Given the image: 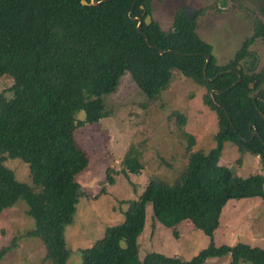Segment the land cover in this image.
<instances>
[{"label":"trees","instance_id":"1","mask_svg":"<svg viewBox=\"0 0 264 264\" xmlns=\"http://www.w3.org/2000/svg\"><path fill=\"white\" fill-rule=\"evenodd\" d=\"M132 2L108 0L95 6L81 0H0V79H12L0 90V215L19 200L25 202L26 213L34 220L27 236L41 241L50 264H67L75 250L67 246L65 228L73 222L79 198L87 195L75 176L89 163L75 130L108 115L103 96L117 89L126 72L151 104L169 86L172 71H177L206 89L203 103L217 119L215 146L209 151L193 150L195 139L184 132L188 154L178 179L165 182L151 177L137 198L126 201L121 223L76 250L81 264H203L223 256H229V264H264V248L242 242L215 245L210 241L186 261L159 252L139 257L137 238L145 225L147 204L160 224L176 227L188 220L212 239L228 200L259 197L264 201L262 174L242 176L219 163L226 142L240 157L252 154L264 159V143L257 136L244 140L250 138L252 123L264 141V119L252 100L253 93L264 98V89H258L263 81L250 75L253 61L241 60L253 39L264 35V26H257L252 38L242 42L232 63L219 66L212 57L208 78L228 72L208 81L201 54H211L210 47L197 34L193 19L180 10L170 29L153 20L142 24L140 32L128 15ZM152 3L136 0L132 15H140V5L151 12ZM158 49L200 54H160ZM235 71L242 78L230 87L238 79ZM259 74L264 79V71ZM212 90L224 91L213 99ZM256 104L264 114V102ZM168 117L180 128L186 121L177 111ZM139 155L134 148L125 154L120 161L124 174L140 173ZM6 156L28 165L30 184L16 179L4 164ZM113 171L106 168L109 183L114 182ZM14 244L15 240L0 249V260Z\"/></svg>","mask_w":264,"mask_h":264},{"label":"rangeland","instance_id":"2","mask_svg":"<svg viewBox=\"0 0 264 264\" xmlns=\"http://www.w3.org/2000/svg\"><path fill=\"white\" fill-rule=\"evenodd\" d=\"M187 5L198 9L193 19L196 32L210 47L216 64L232 63L243 41L250 38L257 21H264V0H154L153 17L163 29H170L175 14ZM183 8V9H182ZM259 55L258 69L264 67V42L249 46ZM248 48V49H249ZM12 79H0V90ZM206 89L191 79L172 71L170 84L149 104L131 75L123 74L117 89L103 96L108 115L98 122L78 127L75 137L86 152L89 163L75 176L85 197L79 198L73 222L65 228L68 248L75 250L67 264H81L78 248L90 246L104 236L107 227L124 219L127 200L138 197L151 177L174 182L182 172L188 151L184 132L195 139L193 150L209 151L215 146L217 119L204 103ZM184 115L185 124L178 127L168 117L172 112ZM80 113V112H79ZM140 152V173L121 171V160L129 149ZM219 163L235 168L239 175L262 174L264 159L259 155L240 157L237 149L223 144ZM4 164L17 180L30 184L28 165L6 156ZM114 169L113 183L106 180V168ZM19 200L0 215V249L14 246L0 264H50L44 259V247L26 232L34 227ZM178 232V233H177ZM212 241L215 245L238 242L264 248V201L259 197L230 199L223 206L219 226L212 239L184 220L176 227H166L154 220L150 204L146 205L145 225L137 238L139 257L151 252L178 257L186 261ZM229 256L211 257L203 264H229Z\"/></svg>","mask_w":264,"mask_h":264},{"label":"flooded vegetation","instance_id":"3","mask_svg":"<svg viewBox=\"0 0 264 264\" xmlns=\"http://www.w3.org/2000/svg\"><path fill=\"white\" fill-rule=\"evenodd\" d=\"M154 1V0H153ZM151 12H148V13H146L145 12V9L146 8H144V6L143 5H140V8H141V12H140V15H138V16H136V17H139L140 19H141V25H140V28H141V26H142V24H145V25H149L153 20L154 21H156L155 19H154V17H153V6L151 5ZM186 7H189V6H187V5H185L183 8H184V10H185V8ZM182 8V9H183ZM194 10H195V12H194V17L193 18H189V19H194L195 17H197V15H198V9L197 8H193ZM182 11V10H181ZM183 13H184V11H183ZM147 15H149L150 16V21L148 22V23H146V16ZM137 23H138V21L136 20V28H137ZM159 23V22H158ZM260 25H263L264 26V21L262 20V21H257V23H255L254 24V26H253V33H252V35L250 36V38H252V36L254 35V33H255V31L258 29V27L257 26H260ZM137 30H138V28H137ZM257 40H259V41H261V42H264V35H262V34H259V35H257L254 39H253V41L250 43L251 45H255V43H256V41ZM250 44H249V46H250ZM242 46V45H241ZM249 48V47H248ZM259 55L257 54V52L254 50V49H251L250 50V48H249V53H247L246 52V54H243V56H242V58H241V60H243V62L244 61H246V60H251V61H253V65L251 66V70L249 69V72H250V75L252 74V75H254V76H257V78L258 77H260V79L263 81V84L261 83L259 86H258V89L259 90H263L264 89V79L262 78V76H260V71H264V67H263V69L262 70H260V69H258V63H259ZM247 70H248V68H247ZM241 74V73H240ZM241 78H242V75H241ZM250 83H252L253 84V82H249L248 83V86H249V84ZM250 88V87H249ZM254 88V84L252 85V87H251V89H253ZM258 96V97H261L263 100H264V98L259 94V93H253L252 94V100H253V96ZM256 98L255 100H253V103L255 104V105H257L256 104V101L257 100H260L259 98ZM263 100H260V101H263ZM264 102V101H263ZM258 107V106H257ZM258 109L260 110V108L258 107ZM257 109V110H258ZM261 111V110H260ZM262 112V111H261ZM263 113V112H262ZM250 124H252V123H249V127H251V131H254V137L255 136H257L263 143H264V141L262 140V138H261V136L259 135V133H258V129H257V127H256V125H254V124H252V126H250ZM255 127V128H254ZM250 137H251V132H250ZM254 137H253V139H254ZM250 139V138H249ZM252 139V140H253ZM246 141H250V140H248V139H246Z\"/></svg>","mask_w":264,"mask_h":264},{"label":"water","instance_id":"4","mask_svg":"<svg viewBox=\"0 0 264 264\" xmlns=\"http://www.w3.org/2000/svg\"><path fill=\"white\" fill-rule=\"evenodd\" d=\"M104 1H108V0H89V2H86L85 0H81V3L82 4H89V5H100L102 2H104ZM135 4H136V0H133V2H132V6H131V10L128 12V15H129V17L131 18V19H133V20H137L138 21V23H137V28H138V31H140V25H141V19L139 18V17H136V16H133L132 15V9H133V7L135 6ZM194 12H195V10L193 9V8H191V7H186L185 8V10H184V14L188 17V18H193L194 17ZM150 21V16L149 15H147L146 16V23H148ZM141 32V31H140ZM143 35H144V38H145V40L148 42V37H147V35L145 34V33H143ZM150 46L151 47H154V48H156V46L155 45H151L150 44ZM158 52L160 53V54H164V53H174V54H179V55H199L200 53H180V52H177V51H173V50H171V49H165V50H163V49H158ZM201 55H203L204 57H205V61H204V65H203V70H202V72H203V76H204V78L206 79V80H208V81H213L214 79H216L219 75H222V74H224V73H226V72H228V70H225V71H221V72H219L217 75H215L213 78H208L207 76H206V69H207V66H208V64H209V62H210V59H211V54H209V53H206V54H201ZM238 69H239V66L237 67ZM236 73H237V75H238V79H237V81L236 82H234L233 84H231L230 85V87H232V86H234L236 83H238V82H240L241 81V74L238 72V71H235ZM252 83H250L249 84V87L251 88L252 87ZM222 91H224V90H212L211 91V97L214 99V94H217V93H221ZM258 96H253V100H255L256 98H257ZM260 100H263L261 97H258ZM215 101V100H214ZM264 101V100H263ZM256 107H257V105H256ZM257 109H258V107H257ZM258 111H259V113H260V115H261V117L264 119V114L258 109ZM226 115H227V118H228V121L230 122V124H231V126L233 127V123H232V121H231V119H230V117H229V115L227 114V112H226ZM250 126H252V124H250ZM255 128V127H254ZM254 131H251V137H250V139H248V140H252L253 139V137H254ZM241 137V136H240ZM244 140H246V139H244Z\"/></svg>","mask_w":264,"mask_h":264}]
</instances>
